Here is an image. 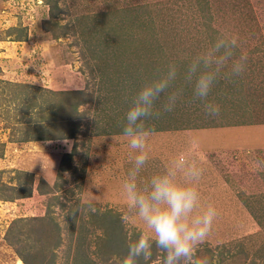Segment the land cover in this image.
Returning <instances> with one entry per match:
<instances>
[{
    "label": "rangeland",
    "instance_id": "374dc122",
    "mask_svg": "<svg viewBox=\"0 0 264 264\" xmlns=\"http://www.w3.org/2000/svg\"><path fill=\"white\" fill-rule=\"evenodd\" d=\"M221 33L238 36L244 72L214 86L218 117L185 88L172 112L149 118L143 177L192 137L219 141L205 127L264 123V0H0V264H121L143 227L121 191L129 100ZM223 137L221 150H196L199 190L219 212L199 255L264 264V137L248 148ZM160 256L154 246L139 264Z\"/></svg>",
    "mask_w": 264,
    "mask_h": 264
},
{
    "label": "clouds",
    "instance_id": "9594fccd",
    "mask_svg": "<svg viewBox=\"0 0 264 264\" xmlns=\"http://www.w3.org/2000/svg\"><path fill=\"white\" fill-rule=\"evenodd\" d=\"M238 36L221 33L203 48L186 57L183 68L169 61L146 79L131 96L124 113L121 135L129 150V167L121 179V191L127 210L142 224L141 234L127 245L121 264L147 262L155 246L161 253L159 264H212L199 255L209 237L219 212L214 202L205 200L199 190L204 169L196 155L198 137H192L189 148L177 151L151 175L141 174L151 160L149 118L172 112L182 100L185 88L191 98L202 102L209 117H218L221 107L209 99L220 79L240 76L247 57H237ZM182 84L177 86V82ZM163 103L157 108V102ZM87 210L96 212L90 202Z\"/></svg>",
    "mask_w": 264,
    "mask_h": 264
},
{
    "label": "crops",
    "instance_id": "0c3cea01",
    "mask_svg": "<svg viewBox=\"0 0 264 264\" xmlns=\"http://www.w3.org/2000/svg\"><path fill=\"white\" fill-rule=\"evenodd\" d=\"M204 132H211L214 134L213 137L217 141L216 143L208 144L205 143V140H200V149L205 150L206 147L209 148L212 152L217 151V149H220V146L218 143L220 141L226 142V139H224L223 134L226 133L228 135V139L233 142H231L233 145L237 147H251L252 145H257V147L261 144L260 139L264 137V134H256L257 132H264V123H250V124H240L236 126H222V127H205L202 129ZM222 135V136H218ZM255 138H260L258 141H256ZM255 140V141H254ZM258 143V144H256ZM206 144V147L204 146ZM256 147V146H255ZM221 150V149H220Z\"/></svg>",
    "mask_w": 264,
    "mask_h": 264
},
{
    "label": "trees",
    "instance_id": "16d2710c",
    "mask_svg": "<svg viewBox=\"0 0 264 264\" xmlns=\"http://www.w3.org/2000/svg\"><path fill=\"white\" fill-rule=\"evenodd\" d=\"M2 80H0V82H1ZM8 83H10V81H8ZM16 86H22V83H14ZM48 92H51V93H55V94H58V93H60V92H58V91H50V90H47ZM65 92V91H64ZM67 93L68 92H71V93H74V92H80V91H77V90H68V91H66ZM78 105V103H75L74 104V106L76 107ZM46 138V137H45ZM45 138H43L42 136H37V138L35 139V140H44ZM67 138H72V133H71V135L70 136H68ZM47 139H52V138H47ZM20 141H22V140H20ZM70 154V153H69ZM68 154V155H69ZM10 186V185H9ZM30 192H31V190H30ZM20 196V195H19ZM18 196V197H19ZM18 197H15V198H18ZM24 263H25V258L22 256L21 258H20Z\"/></svg>",
    "mask_w": 264,
    "mask_h": 264
}]
</instances>
